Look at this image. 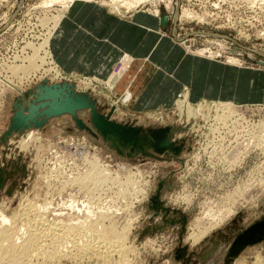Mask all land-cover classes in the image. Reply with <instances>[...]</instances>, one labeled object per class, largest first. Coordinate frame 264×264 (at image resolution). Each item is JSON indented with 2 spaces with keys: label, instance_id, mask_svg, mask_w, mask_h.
Masks as SVG:
<instances>
[{
  "label": "rangeland",
  "instance_id": "374dc122",
  "mask_svg": "<svg viewBox=\"0 0 264 264\" xmlns=\"http://www.w3.org/2000/svg\"><path fill=\"white\" fill-rule=\"evenodd\" d=\"M111 1L123 0L89 3L120 17L129 18L135 11L159 17L164 32L186 55L221 61L225 66L264 67V0H143L131 8L123 3L112 8ZM44 2L0 0V212L10 217L28 202H46L51 220L57 215L70 220L105 211L111 218L106 225L113 224L120 232L129 228L131 264H255L258 254L264 260V240L246 247L237 257L230 256L237 236L264 220V103L242 104L222 96L209 99L212 87L205 98L195 100L193 96L204 92L198 87V78L184 85L186 75L182 79L168 74L164 68L157 69V63L135 59L122 50L121 63L107 67L110 60L97 66L104 76L89 71L88 55L78 68L72 50L87 32L67 17L71 7L58 3L44 6ZM185 10L193 14L192 19L183 18ZM107 45L111 46L110 42ZM85 46L87 41L81 50ZM35 57L39 59L33 71L28 66ZM67 57L82 75L66 72L63 60ZM12 66L23 68L14 73ZM44 81L74 85L77 93L88 94L97 110L112 115L116 122L144 130L170 128L171 141L182 148L180 154L121 156L101 136L80 129L71 115L54 117L43 127L30 126L17 135L12 132L2 140L15 106L20 103L23 107L35 98L31 93ZM155 82L168 97L164 107L138 112L126 108L151 105L159 95L155 96L159 92ZM219 103L231 105L234 112L217 107ZM188 110H193V115ZM89 113L79 111L78 117L92 128ZM94 162L111 178L124 185L130 180L131 184L123 188L120 183L108 182L98 189L73 183L85 176ZM160 183L161 208L155 210L152 197L158 194ZM213 224L216 227L210 226ZM192 233L203 236L193 244ZM96 256L84 257V261L74 258L75 262L65 258L60 264H105Z\"/></svg>",
  "mask_w": 264,
  "mask_h": 264
},
{
  "label": "crops",
  "instance_id": "0c3cea01",
  "mask_svg": "<svg viewBox=\"0 0 264 264\" xmlns=\"http://www.w3.org/2000/svg\"><path fill=\"white\" fill-rule=\"evenodd\" d=\"M67 17L76 26L87 32L83 39L77 41V46L72 50V54L77 57L81 54L88 55L90 59L89 71L93 74L104 76L105 73L101 74L97 71V66L100 63L106 64L112 60L106 65L107 67L121 63L122 50L135 59L157 63V69L164 68L168 74L172 73L182 79L186 75V80L183 81L184 85H191L193 84L192 80L198 78V87L203 88L204 92L203 95L193 96L195 100L199 101L201 98H205L207 91L212 87L214 90L208 96L209 99H217L218 96H222L229 100H237L242 104L264 103V93L262 98L257 99L260 97V92H264L263 66L260 67L261 69H246L227 64L225 66L221 61H210L203 57L186 55L182 47L178 46L176 41L164 32L165 26L161 24L160 18L149 12L135 11L129 18L120 17L106 7L101 9L94 3L76 1ZM86 41L87 46L81 50V46ZM96 42H100V44L95 46ZM109 42L111 46L107 45ZM63 61L67 66V73L83 74L82 70H78L76 66L73 67L74 64L69 61L68 57ZM157 72L156 70L154 76ZM105 77L109 78L110 76L105 75ZM161 88L160 83L155 82L156 92H159L153 94L159 95L151 105L142 107L133 105L126 108L138 112L164 107L168 97L161 93ZM115 93L122 95L116 91Z\"/></svg>",
  "mask_w": 264,
  "mask_h": 264
},
{
  "label": "bare ground",
  "instance_id": "6f19581e",
  "mask_svg": "<svg viewBox=\"0 0 264 264\" xmlns=\"http://www.w3.org/2000/svg\"><path fill=\"white\" fill-rule=\"evenodd\" d=\"M76 1L89 3L91 0H45L44 6H45V4L46 5L47 4L51 5L52 3L53 4L58 3V4L62 5L61 7H63V8H67L68 7V9H69V7H72V5ZM141 1H143V0H123L122 2H120V1L119 2L118 1H113L112 2L111 1L112 2L111 5H112V8H114L115 6L117 7V5H120V4L123 3L126 6V8H131L133 5H137ZM63 10L65 11V9H63ZM182 13H183L182 14L183 18H187V19L191 18L192 19V17H193V14L191 12H188L187 10L183 11ZM56 21H58V20H56ZM70 25L71 26H75L73 24H70ZM71 31L72 30L68 29L67 30V34H70ZM78 31H79V29L77 28L76 29V33ZM58 35H56V36H58ZM36 59H39V57H37V58L35 57V59H31L30 63H29L30 65L28 66L29 68H32L33 71H35L34 69L37 68V66H36L37 60ZM83 60H84V55L81 54L78 57V59L75 61L76 62L75 65H77L78 68H80L81 64L83 65ZM87 64L88 63H86V66H88ZM13 68L14 69H12V70H13L14 73H17V72L19 73V71H21L23 67L21 68V67H16L15 66ZM29 68H27V69H29ZM32 69H30V70H32ZM25 71L28 72L29 70L27 71L25 69ZM26 79H28V78H26ZM34 97L36 98V95H34ZM32 99L22 107L23 111H24V109H27L31 105ZM219 100H220V102H224L225 101V100L222 101V99H220V98H219ZM218 106L220 108H222V109L228 110L229 113L230 112L231 113L234 112V108L231 105L229 106L228 104L224 105L222 103H219V105H217V107ZM0 108H1V106H0ZM85 111H89L90 112L89 114H90V119H91V111L90 110H85ZM188 111L190 112L191 115H193L192 114L193 110L192 111L188 110ZM190 114H189V116H190ZM231 116H232V114H231ZM216 117H217V115H216ZM221 117H223V116H221ZM219 118H220V116H219ZM263 126H264V124H263ZM17 134H18V132L14 131V135H17ZM165 153H171V151H167ZM101 167L102 166H100L98 163L97 164H95V162L92 163V166H91L90 170L87 171V174L85 176H82L80 178L78 177V179L75 178V177H72V178H75V179L72 180L73 183L74 182L76 184L77 183H81L82 186H83V184H87V185H91L92 187L95 186L98 189L106 186L108 184V182L109 183L111 182L114 185H118V183H120L119 186H121V184L124 185L122 182H118L117 180L111 178L110 175H109L110 173L109 174H105V172H104L105 170L102 169ZM79 175H80V173H79ZM128 176L130 177L131 175H128ZM129 177H127V178L129 179ZM131 178H133V177H131ZM126 182L128 184L129 183L131 184L130 180H128V181L126 180L125 183ZM126 184L124 185V187L123 186L122 187L125 188ZM87 185H85L84 187H86ZM122 187H120L121 190H122ZM129 187L131 188V185H129ZM132 187L134 189V186H132ZM97 188L95 190L96 192L98 190ZM90 190H91V188H90ZM93 190H94V188H93ZM118 190H119V187H117V191ZM121 190L119 192H121ZM135 192L136 193L139 192L138 189ZM124 193H125V191H124ZM124 193L122 192V195ZM125 194L126 195L129 194V192L125 193ZM159 196H160V192H159ZM25 207L26 208L28 207V208L27 209L23 208L20 211V213H18V214L16 213V214H14V215H12L10 217L8 215H6L4 212H2V211L0 212V264H58V263L60 264V262L63 259H65V258H73V261L75 262V260L78 259V258H81V259L83 258L84 259V257H90V259H92L91 256H95V254L97 255L96 257H98V256H99V258L101 257L102 261L104 260L105 264H131L129 262L130 259H128V256L130 254L131 249L127 245L128 233L130 232L128 230L129 228L125 226L126 228H123V230L120 232V231H117L118 228L116 227L117 228L116 229L113 226V224L106 225L105 222H107V220H110L111 218H110L109 214L106 213L105 211L103 212L102 210H100L102 212H95V211H92V212H89V213L87 212L88 213V214L86 213L87 216L86 215L85 216H81V217L78 216V218H76V219L70 218V220L69 219L66 220V219L60 217L61 215L60 216L57 215V216H55L57 218H54V219L51 220L49 218V216L46 214L48 212V209H49L48 204L46 202L43 205H39V204L36 205V204L28 202L27 206L25 205ZM87 207H89V206H87ZM92 207H94V206H92ZM160 208H161V204L159 205L158 209H155V210H160ZM96 210H98V209H96ZM60 214H62V213H60ZM215 214H218V213H215ZM208 215H210V213ZM219 215H221V214H219ZM211 217H212V215H211ZM227 217H229V216L227 215ZM220 218H221V216H220ZM223 218L224 217H222V219ZM214 219L215 218H213L211 223H214L213 222ZM215 223H217V222L215 221ZM198 224L200 225V223H197V225ZM198 226H196V227H198ZM210 226H212V228L216 227L215 224L210 225ZM210 226H209V229H210ZM199 228L200 227H198L197 229H199ZM209 229H208V227L206 228L207 232L209 231ZM200 231H201V229H200ZM203 231H205V230H203ZM202 232H200V233H202ZM207 232L205 231L206 234H207ZM193 233L190 234V236H191L190 239L191 240L195 239V242L193 243V244H195V243H197V241L200 240V237H201V235L203 236V234H201V235L199 234L200 237L197 236L199 238L198 239L196 236H194ZM206 234H204V235H206ZM195 235H197V234H195ZM131 252H133V251H131ZM259 255L260 254L255 256V264H264V260L262 259L263 256L260 257ZM96 257H95V259H96ZM113 257H118L119 258V259L117 258L118 261L112 262L113 260H111V259ZM74 258H75V260H74ZM81 259H79V261H81ZM70 261H72V260L70 259Z\"/></svg>",
  "mask_w": 264,
  "mask_h": 264
},
{
  "label": "water",
  "instance_id": "95a60500",
  "mask_svg": "<svg viewBox=\"0 0 264 264\" xmlns=\"http://www.w3.org/2000/svg\"><path fill=\"white\" fill-rule=\"evenodd\" d=\"M165 23V21H163ZM32 96L31 105L22 110L21 104L15 106L14 115L11 118L9 130L5 137L12 132L24 131L33 126L43 127L48 120L63 115H71L80 129H85L92 136H101L104 142L110 143L111 148L121 156L134 158L139 155L154 156V153L164 154L171 151L179 155L181 147L172 142L170 128H158L144 130L129 124H123L112 120V115H105L97 110L95 101H92L88 94L77 93L75 86L70 83H48L44 81L39 84ZM82 110L91 111L89 127L78 117ZM163 183L158 186V195L152 197L153 209L159 207V192ZM264 240V220L254 224L243 233L237 236L236 241L230 250V256L237 257L246 247Z\"/></svg>",
  "mask_w": 264,
  "mask_h": 264
}]
</instances>
